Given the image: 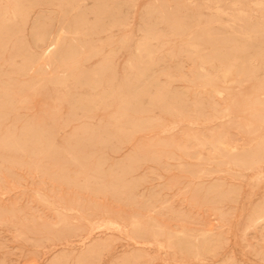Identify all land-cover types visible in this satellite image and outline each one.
I'll list each match as a JSON object with an SVG mask.
<instances>
[{"label": "rangeland", "instance_id": "obj_1", "mask_svg": "<svg viewBox=\"0 0 264 264\" xmlns=\"http://www.w3.org/2000/svg\"><path fill=\"white\" fill-rule=\"evenodd\" d=\"M183 1H185L182 3L183 5H178ZM203 1L127 0L126 2V0H108L107 2H101L100 0H82L81 8L76 9L67 6L62 8L59 6L58 0H52L51 3H42L40 1L39 4L35 6L23 31L25 40L29 46L28 48L37 54V56L44 55L54 48L53 46L57 40L61 38L65 32L70 33L71 31L70 34L72 38L79 41L84 52L79 59L75 60L78 61L77 63L81 61L80 66L85 70L83 71L85 72L84 74L88 75L83 76L82 82L86 80L87 82L100 81V83L98 82L99 86L97 88H91L85 85L87 82L82 85L81 83L73 85L70 82V86L68 87L70 91H68L65 89V86H57L52 82L46 83L45 78L42 80L40 79L41 81L39 80L38 82L35 81L37 82L36 84H34L35 82H31L32 84L30 87L21 89L19 93L15 95L16 97L11 95L12 92L7 85H3L4 89L2 88L0 90V96L3 95L2 98L6 95V98L13 99L14 102L12 105L13 108H10L4 123L1 125V131L3 130L2 127H5L4 130L13 132L17 130L23 122H29L34 126L37 132L42 131L46 138L48 137L51 139L54 147L59 150L57 153H34L26 149L27 152L24 150L10 153L6 150L1 151L0 149V264H55L57 257L62 254L63 251L69 250L71 246L79 248L84 242L78 237L88 233L89 225H87V221H83L84 218L87 220L88 218L96 217L95 220H100L101 217L110 219L117 218L120 215V219L123 217V219L128 221L131 220L133 216L138 214L144 215L146 213L147 216L154 217L159 224L162 223L160 226L164 234L161 238L165 243H169V247L165 243V245L162 244L165 247L159 244L158 251V246H156L158 244H155L153 241H149L150 244L146 243L145 246H142L141 244H144L143 240L136 237V235L131 232V226H127L128 229H126L127 231L129 230L128 232L126 229L121 230L111 227V229L108 228L93 233L94 236L104 238L106 242H109H104L105 245L103 244V247H101L99 256L93 261L89 259H77L81 261L78 263L135 264L132 262V255L138 252L139 249H143L144 256L139 259L137 264H223L224 261L228 260L233 261L234 264H264V228H251L245 230L250 213L264 197V176L257 180L256 174L251 171H244L240 174H236L233 170L228 169L221 172H214V169L224 170L226 167L220 166L219 162L213 159L209 160L206 158V156L212 155L209 142L210 133L213 130L218 131L226 128L230 133L229 138L240 139L241 142L239 141V144L244 143L247 139L250 140V136L248 137L244 133L238 134L239 130L236 125L238 119L234 118V112H237V115L242 119L247 117L246 111L248 108L243 104L240 105L238 109L235 108L226 115L214 114V108L211 106V97L223 101L222 97H219V95L224 92L222 90L223 84L213 83L214 85L210 84L207 86L200 85L197 82L195 84V82L190 80L195 77L196 73L194 72H197L198 68L196 67L198 66V61L195 60L194 57L191 58V61L189 55L186 56L187 58L185 59L183 56L187 54L186 52H183V56H169L171 51L180 50L181 41L188 38L191 29H193L197 23H200L202 30H209L212 34L228 35V32H233L236 36V34L242 33L245 37L244 42L246 46H248L243 52L258 54L261 52L260 50L263 49L262 52L258 54L259 59H262L261 56L264 55V33L261 31H254L244 23L233 24L227 17L222 15L218 16V19L220 18L218 22L212 23L213 25L207 24V22L211 20V16L215 17L216 12L215 10L209 11L200 7ZM220 1H222V4H226L231 0ZM242 2L245 3L247 0H242ZM94 5L95 7L93 8ZM150 6H161L163 9L167 8L170 13H174L173 16L179 15V18L185 16L183 21L187 22L183 24L181 29L172 28L174 32H171L170 27L160 21L159 13H157V11H152ZM90 8L94 10L92 9V11ZM63 11L66 13L65 16L63 15ZM78 12H81V17L73 18L72 15ZM121 17L123 20H121ZM201 17L204 18L202 19ZM102 18L103 21H99ZM95 19L97 20L95 21ZM228 21L230 23H228ZM152 22H155L154 26H152ZM188 22H190L192 26H189ZM204 23L205 25H203ZM155 24L157 25L155 26ZM148 26L152 28L150 29ZM223 29H225V33L222 32ZM263 29L264 27L259 26V30ZM43 30L46 31L45 38L38 41L37 38ZM153 30L155 31L152 32ZM92 31L93 35L91 33ZM98 31L101 34H99ZM88 34L90 36H88ZM162 34L170 38L169 42L164 43L160 39L158 40L157 35ZM90 37L91 39H89ZM125 38L126 42L121 43V40ZM142 38H146L153 49V63L150 71L140 78H136L134 72L130 69V64L135 62V59H138L136 45L142 42ZM107 39L111 40L107 41ZM112 41L116 43L112 44ZM90 44L94 46L91 47ZM126 44L127 46H125ZM86 45H89L88 48ZM229 45H233V42H231V44H225L226 49L229 47V49L226 50L227 52H230ZM97 46H99V48ZM206 46L211 47L210 44ZM181 49L185 51L186 47ZM187 49L189 50V48ZM106 53H109L107 56L108 58L106 57ZM114 54L117 56H114ZM104 59L106 61L110 59L111 63L109 61V64L111 67L113 65L112 70H103L104 72L95 73V70L103 64H106ZM193 60H195V62ZM71 61L73 60L65 61L64 65L70 64ZM179 61L181 62L179 63ZM164 63L167 64L165 65ZM194 63H196L195 66ZM93 64L98 65L94 66ZM137 64L139 65V63ZM115 65L116 67H114ZM96 66L98 68H96ZM180 66L183 68L180 69ZM57 68L54 65L51 66L45 74V77H49L50 74H56L57 71L60 72L63 70L59 67ZM189 69L192 72L189 73ZM94 74L96 75L93 76ZM25 77L29 78L28 76H21V79ZM102 78H104V81H102ZM3 79L7 80V77L3 76ZM136 79L139 81H146L142 86L143 90L146 91L142 92L143 95L140 96L138 100L140 103H136V108L134 110H128L126 108V110L129 111H125L127 113L126 115H123L121 113L122 108L118 107V98L116 99L117 101L114 102L116 105L114 103L96 105L90 107L91 109L85 110L86 113L72 105V103H74L72 100L76 98L79 99L81 96L85 97L84 100H89L92 95L98 94L99 96L95 98V100L98 101L101 95L103 96L106 94L104 96L106 97L112 94V91L108 88L110 84L117 86L122 84L125 80H131L137 85ZM258 82L262 83L260 78H253L247 83L238 85L239 88L236 91H232V93L242 91L243 95H245L246 92L249 94V90L253 86L256 84L259 85ZM40 85H42V87ZM132 86L133 85L129 86L130 89H128V87L122 88L120 90L121 97L122 92L130 94V92L133 91L134 94L138 93L139 89ZM164 86L172 92L182 94L183 99L187 100L181 108V110L185 112L195 111L196 109L191 102L193 99L198 100L201 105L199 104L197 110L201 112L202 115L194 119L197 123L194 120L191 122H184L182 120L175 123L171 117L169 120H162L165 116L163 110L158 106H152L149 100L160 89L163 95H171L169 93L166 94V90H162ZM69 94L72 97L69 96ZM27 95L28 97L31 95V97L28 98L26 97ZM201 99L202 102H200ZM69 100L70 102H68L66 106V101ZM167 100L169 99L167 98ZM107 101L112 100L103 99L102 102ZM222 104L218 106L215 105L217 110L224 109V105ZM93 108L95 109L93 110ZM118 108L121 110H118ZM243 108L245 111H242L244 110ZM52 114H54V116ZM55 114H58V116ZM89 114L91 115L89 116ZM212 115H216L217 117H211ZM228 115L232 116L229 117ZM176 116H179V113ZM56 117L57 119L55 120ZM70 117L71 119H69ZM129 117L132 119L126 120ZM49 118L57 122L52 123ZM145 118L149 120L146 121ZM233 118L234 120H232ZM82 119H85V121ZM64 120H69L70 122L67 121L65 124ZM59 121L60 123L58 124ZM63 122L65 124L64 126ZM156 122L159 123L157 124ZM181 123H184L182 129L180 127L182 126ZM52 124L53 126L56 124L58 126L53 127ZM176 124L179 127H177ZM195 124L198 125L196 126ZM190 125L193 128H190ZM200 127L202 129H199ZM232 128H235L234 132ZM186 129H188V131H186ZM203 132L206 135L202 134ZM88 135L92 136L89 137ZM241 135L243 136L241 137ZM144 137L146 138L144 139ZM141 150L144 151V154ZM27 153L29 154L27 155ZM181 155H183L184 159ZM65 159L68 161L66 164H64ZM96 162H99L100 165L94 168L92 165ZM178 164H180V166ZM84 165L86 167H84ZM203 169L208 170L211 174L206 175L207 177L203 176L204 178L197 179L196 175ZM72 176H75L78 182L73 183L71 180ZM180 176L182 179L178 178ZM167 180L170 181L168 182ZM222 180H224L226 184L219 189L213 190V185L220 183ZM228 185L234 186L237 191L235 193V198L232 200L229 195H223L228 189ZM209 186L212 189H208ZM35 189L53 198L54 204L52 206L56 205L59 209L50 207L51 205L45 204L43 201L42 203L39 198L36 199L35 197L37 196L33 193ZM192 193L193 195H191ZM197 193H199V196ZM218 193H222V197H220ZM54 196H57V198ZM61 198H64L67 204L65 202L64 204ZM60 200H62V202ZM68 203L69 206L75 209L68 210L64 209V206H61V204L68 205ZM217 207L220 209L216 210ZM94 211H96V213ZM119 211H122V213ZM115 212L119 213L116 214ZM125 215L127 216L124 217ZM128 216L129 218H127ZM81 217L82 220L79 219ZM49 223L51 225L50 227ZM46 229L49 230L50 234H48V230ZM68 229L69 231L72 230L70 231L71 233H69ZM180 229L195 235L205 231H214L220 237L219 246L214 250L213 254L201 252L199 257H195L180 248L178 250L170 242L176 240V233L180 232ZM64 230L68 232L66 233ZM50 231L55 235H51L52 233ZM64 232L67 234L66 236ZM101 233H104V235H101ZM169 233H171V237ZM128 235H131L129 241L127 239L129 238ZM167 237H170V242H167ZM75 238L77 239L74 240ZM77 260L74 257H70L69 259L61 260L60 264H78L75 263Z\"/></svg>", "mask_w": 264, "mask_h": 264}, {"label": "bare ground", "instance_id": "obj_2", "mask_svg": "<svg viewBox=\"0 0 264 264\" xmlns=\"http://www.w3.org/2000/svg\"><path fill=\"white\" fill-rule=\"evenodd\" d=\"M40 1L42 3H51L52 2V0H0V90L3 88V85H7L9 87V89L11 90V92H12L11 95H13V96L17 95L21 89H23L25 87L29 88L30 85L32 84L31 82H35V81L38 82L40 79L42 80V79H45V78H46V81L45 80L44 81L46 83L52 82V83H55L57 86L58 85L63 86V87L65 86V89H67V90H68V87L70 86V82L73 85H77L78 83H81V85H82L83 83L87 82L86 80L82 82L83 76H88V75L84 74L85 72H83V71H85V70L83 68H81V66H80L81 61H80V63H77L78 61H75L76 59H79L81 57L82 53H84V52H83V49L80 46L79 41H77L74 38H72V35L70 34L71 31H70V33L69 32H65L61 36V38H59L57 40V42L53 46L54 48L51 49L50 52H48V53H46L44 55L37 56V54H35L34 52L31 51L30 48H28L29 46L27 45V42L25 40V36H24L23 31H24V28H25V24L27 23L30 15H31V12L35 8V6L37 4H39ZM81 1L82 0H58V3H59V6H61L62 8L67 6V7H70V8L80 9L81 8ZM100 1L101 2H107L108 0H100ZM197 1H199V0H197ZM126 2H127V0H126ZM174 2H176V1H174ZM184 2L185 1L181 2V4H178V5H183L182 3H184ZM227 3L226 4L225 3L222 4V1H220V0H204L203 2H201L200 7L204 8V9H207L209 11L210 10H215V12H216L215 17L214 16L213 17L211 16L210 17L211 20H209V21L207 20L208 21L207 24L209 23V25H210L212 23L218 22V20L220 19V18L218 19V16L219 15H222V16L227 17L233 24H236V23H242L243 24L244 23L246 26H249L252 30H254V31H261L262 33H264V29L263 30H259V26L264 27V0H247V2H245V3L242 2V0H231V1L227 2ZM188 4H187V6H188ZM103 6H104V4H103ZM94 7H95V5L93 6V8ZM150 9L152 11H157V13H159L160 21L163 22V23H165L167 26H169L171 32H174L172 28L181 29V27L183 26V24H186V22H187V21H183V18H185V16H181L180 18H179V15L178 16H173L174 13H170L167 8L163 9V8H161V6H150ZM181 9H183V8H181ZM178 13H179V11H178ZM63 15L64 16L66 15L65 11H63ZM82 16H84V15H82ZM72 17L73 18L81 17V12H78V13L73 14ZM93 20H92V23H93ZM96 20L97 19H95V21ZM121 20H123L122 17H121ZM99 21H103V18L101 20H99ZM124 21H126V20H124ZM90 22H91V20H90ZM154 23L152 24V26H154ZM188 23H189V26H190L191 23L190 22H188ZM228 23H230V22L228 21ZM120 25H122V24H120ZM156 25L157 24H155V26ZM203 25H205V23ZM101 27H103V26H101ZM149 28L151 29L152 27H149ZM225 29H223L222 32L225 33ZM237 30H238V28H237ZM154 31L155 30H153L152 32H154ZM212 31H213V29H212ZM91 33L93 35V31ZM98 33H99V31H98ZM179 33H180V31H179ZM228 33H229L228 35H224V34L223 35H220V34H212V33L209 32V30L208 31L202 30L201 27H200V23H197V24H195V27H193V29H191L188 38L186 40L181 41V43H180V50H177V51L174 50L175 52L174 51H171V53L169 51V53H170L169 56H172V57L173 56H176L177 57V56L182 55L183 52H186L187 54H185V56L182 55L185 59L187 58L186 56L189 55V57H190L189 59H191V58L194 57V59L198 61V66L196 68H198L200 70L197 69V72H194V73H196L194 79L191 78L192 80H190L192 82H195V84H196V82L198 84H200V85L202 84V85H206V86L207 85H210V84H213V83L223 84V87L222 86L221 87H222V90L224 92H222L221 95H219L220 98L222 97V100L223 101H220L219 99H216L215 97H211L212 98V102H211L212 105L211 106L214 108V112H215L214 114L217 113V114H221V115L222 114L226 115L230 111H233L235 108L238 109V107H240V105H243V104L245 105V107L248 108L247 111H246L247 112V115H248L247 117H244V119H242L239 115H237V112H234V118L238 119L237 120L238 122L236 121L237 122L236 125H237V128L239 130V131L237 130L238 131V134L240 135L241 133H244L248 137L250 136V140L247 139V140H245L244 143L239 144L241 142L240 139H238V138H236V139H230L229 138V134L230 133L228 132V130L226 128H223L222 130H218L216 128L218 131H214L213 130L210 133V142H209V144L211 146L212 155L206 156V158L209 159V160L213 159L216 162H219L220 166L226 167L224 170L223 169H214V172H221V171H225L226 169H228V170H233L236 174H240V173H242L244 171H251V172H253V173L256 174V179L258 180V179H260V178H262L264 176V55L261 56L262 59H259V55H258V54H260L262 52L263 49L260 50L261 52L258 53V54L257 53H253V54L244 53L243 52L244 49L246 47H248V46H246V44L244 42L245 41V37L242 35V33H238V34H236V36L234 35L233 32H228ZM45 34H46V31L43 30L40 33V35L38 36L37 40L38 41L43 40L45 38ZM89 34H88V36H90ZM99 34H101V33H99ZM123 35H125V34H123ZM129 36H130V34H129ZM131 36H132V34H131ZM108 38H111V37H108ZM157 38H158V40L160 39L164 43L169 42V40H170V38H167V36H165L164 34L157 35ZM89 39H91V37ZM108 40L109 39H107V41ZM117 41H118V39H117ZM131 41H129V42H131ZM112 42H113L112 44L116 43L115 41H112ZM125 42H126V38L123 39V40H121V43H125ZM231 42H233V45H231V46L229 45L230 46V52H227L226 50H228L229 47H228V49H226L225 44L226 43L231 44ZM118 44H119V42H118ZM208 44H210L211 47H207L206 45H208ZM90 45H91V47L94 46L92 44H90ZM88 46H87V48H88ZM125 46H127V44ZM97 47L99 48V46H97ZM183 47H186L185 51H183L181 49ZM187 48H189V50ZM124 49H125V47H124ZM94 50H95V48H94ZM136 50L138 51V54H137L138 55L137 56L138 59H135V62H132L130 64V69L134 72L136 78H140L145 73H147L148 71L151 70V65L153 63V59H152L153 49H152L151 45L149 44L148 40L146 38H142V42L137 43ZM108 54L106 55V57L108 56ZM114 56H117V55L114 54ZM111 57H112V54H111ZM70 60H73L74 62L71 61L70 64L64 65L65 61H70ZM176 60H177V58H176ZM195 60H193V61L195 62ZM104 61L106 62V64H103L99 68L96 66V68H98V69L95 70V73L104 72L103 70H105V71L106 70H109V71L112 70L113 65H112V67L110 66V64H109L110 59H108V61H106L104 59ZM191 61H192V59H191ZM100 62H102V61H100ZM100 62H99V64H100ZM169 62H170V60H169ZM180 62L181 61H179V63ZM110 63H111V61H110ZM137 63H139V65ZM182 63H185V62H182ZM55 64L56 65L58 64V65L56 66ZM186 64H188V63H186ZM53 65L56 68L59 67L60 69H63V70L60 71V72L57 71L56 74H50L49 77H45V74L47 73V71L49 70V68H51V66H53ZM95 65H98V64H95ZM195 65H196V63H194V66ZM154 66H156V65H154ZM114 67H116V65ZM182 68L180 66V69H182ZM188 71H189V73L192 72V71H190V69ZM162 72H163V70H162ZM95 75L96 74H94L93 76H95ZM3 76H6L7 77V80L3 79ZM21 76H28L29 78H26L25 77V78L21 79ZM184 78H186V77H184ZM253 78H256V79L260 78L261 81H262V83L261 82H258L259 85L256 84L255 86H253L249 90L250 91L249 94H247V92H246V94L243 95V92L242 91H239L237 93H232V91H236L239 88L238 85H242L244 83H247L248 81H250ZM102 81H104V78H102ZM135 81L138 83L137 85H135V82L134 81H131V80H129V81L125 80L122 84H119L117 86H115L113 84H110L108 86V88L112 91V94H110L109 96H106V97H104L106 94L103 95V96L101 95L100 100H98V101L95 100V98L99 96L98 94L92 95L89 100H84V98H85L84 96H81L79 99L75 97L76 98L75 99L76 101L75 100H72V101H74V103H72V105H73V107H77L78 109H80V110H82V111L85 112V110H88L90 107H93V106H96V105L99 106V105L105 104V103L106 104H112V103H114V102H116L118 100L117 101L118 107L119 108H122L121 113L123 115H126L127 113L125 111L134 110L136 108V103L140 99V96L143 95L142 92H145L146 91V90H143V87H142L146 83L145 80L139 81V80L136 79ZM187 81H188V79H187ZM37 82H35L34 84H36ZM98 82L100 83V81H98ZM98 82L91 81V82L85 83V85H87V87L90 86L91 88H97L99 86V83ZM256 82H257V80H256ZM131 85H133L132 87H134L136 89L137 88L139 89L138 90V93H135L134 94L133 91H131L130 94L125 93V92H122V97H123L122 98L121 97V93H120L121 91L120 90L122 88H124V87H128V89H130L129 86H131ZM200 85H198V86H200ZM40 86L42 87V85H40ZM163 89L166 90V94L169 93L171 95H163V93H162V91H160L161 90L160 89L149 100V102H150V104L152 106H155V107L158 106L159 108H161L163 110L165 116H164V118H162V120H169L170 117H171L175 123H177L179 121H182V120L184 122L185 121L191 122L194 119H197L199 116L202 115L201 112H199L197 110L198 109V106L200 104L198 102V100H196V99L194 100L193 99V101L191 102L192 105L194 106V108L196 110L195 111L192 110L191 112L190 111H186V112H188V113H186L185 111L181 110V108L184 106L183 104H185L187 102V100L183 99L182 94H180V93L178 94L176 92H172L166 86H164L162 88V90ZM132 90H133V88H132ZM68 91H70V90H68ZM206 91H208V90H206ZM207 94H209V93H207ZM2 96H0V149H1V151L6 150V151H8L10 153L11 152L12 153L13 152L15 153V152L24 151V150L26 151V149H28V150H30L31 152H34V153H41V152L57 153V151H59V150L56 149V147H54V144L51 141V139H49L48 137L46 138L44 136V133L42 131L37 132L36 129L34 128V126L32 124H30L29 122H23V124H21V126H19L18 129L15 130V131H13V132L4 130L5 127L4 128L2 127L3 130L1 131V125L4 123L6 115L9 113L10 108L14 104L13 99L6 98V95L3 98H2ZM62 96H63V94H62ZM67 96H66V98H67ZM69 96H71V95L69 94ZM69 96H68V98H69ZM26 97H28V95ZM29 97H31V95ZM33 97H35V96H33ZM60 98L63 99L62 97H60ZM167 98L169 100H167ZM103 99L104 100H112V101L102 102ZM25 100H28V99H25ZM133 101H135V102H133ZM68 102H70V100L69 101H66V106H67V103ZM200 102H202V99L200 100ZM139 103L140 102H138L137 104H139ZM59 104H61V103H59ZM114 104L116 105V103H114ZM209 104H210V102H209ZM221 104L224 105V109L223 110H217V107L216 106L221 105ZM18 106H17V108H18ZM14 108H15V106H14ZM119 108H118V110H121ZM126 108L128 110H126ZM94 109L95 108H93V110ZM158 110H157V112H158ZM147 111H148V108H147ZM242 111H245V109L242 110ZM52 112L54 113L55 111H52ZM178 113H179V116H176ZM231 114H233V113H231ZM21 115H23V114H21ZM52 115L54 116V114H52ZM90 115L91 114H89V116ZM56 116H58V114ZM231 116H229V117H231ZM12 117H11V119L13 120ZM82 117H84V116H82ZM82 117H80V118H82ZM92 117H90V118H92ZM211 117H217V116L216 115H212ZM234 118L232 120H234ZM49 119L52 121L51 118H49ZM56 119H57V117L55 118V120ZM69 119H71V117ZM131 119L132 118L129 117L126 120H131ZM55 120H53L52 123L53 122H57ZM82 120L85 121V119H82ZM145 120L147 121L149 119L145 118ZM67 121H69V120H66L65 121V124L67 123ZM107 121H108V119H107ZM6 122H7V120H6ZM14 122H16V121H14ZM36 122H37V120H36ZM59 123H60V121L58 122V124ZM90 123H87V124H90ZM65 124L63 122V126ZM183 124H182V126H180L181 129L184 127ZM198 124H195V125L197 126ZM203 124H204V122H203ZM208 124H210V123H208ZM179 125H180V123H179ZM52 126H53V124H52ZM55 126H58V125L56 124ZM55 126H53V127H55ZM172 126H175V125H172ZM176 126L179 127L177 124H176ZM201 127L199 129H202ZM227 127H228V125H227ZM123 128H124V126H123ZM172 128H175V127H172ZM190 128H193V127H191V125H190ZM232 129H233V132H234L235 131L234 130L235 128H232ZM177 131H178V128H177ZM186 131H188V129H186ZM120 134H121V131H120ZM199 134H200V132H199ZM202 134H205V133L203 132ZM92 135H88V136L90 137ZM124 136H123V138H124ZM175 136H176V134H175ZM242 136L243 135H241V137ZM145 138L146 137H144V139ZM141 139H143V138H141ZM115 141H116V139H115ZM201 142H202V139H201ZM197 143H200V142H197ZM205 146H204V148H205ZM99 149H101V148H99ZM106 149H107V147H106ZM81 150H82V148H81ZM137 150H138V148H137ZM143 150H141L142 153L144 152ZM152 151H153V149H152ZM10 153H9V156H10ZM28 154L29 153H27V155ZM133 154H134V152H133ZM181 156L183 157V155H181ZM65 158H66V156H65ZM157 158H159V157H157ZM183 159H184V157H183ZM147 161H148V159H147ZM179 161H178V163H179ZM66 163H68V161L65 159L64 160V164H66ZM89 164H90V162H89ZM91 164H92V162H91ZM158 164H159V162H158ZM162 164H164V163H162ZM99 165H100V163L99 162H96L92 166H94V168H95V167H97ZM118 165H116V166H118ZM136 165H138V164H136ZM178 165L180 166V164H178ZM84 167H86V166L84 165ZM164 167H166V166H164ZM190 167H192V166H190ZM33 168H34V166H33ZM90 169H91V167H90ZM88 170H89V168H88ZM185 171H187V170H185ZM62 172H63V170H62ZM71 172H72V170H71ZM63 173L65 174V172H63ZM209 174H211V172H209L206 169H203V170H200V172L196 175V177H197V179L204 178L203 176H206V175H209ZM82 176H84V175H82ZM178 178L180 179L181 176L178 177ZM71 180L73 181V183L78 182V179L75 176H72L71 177ZM174 180H175V178H174ZM167 181L169 182L170 180H167ZM42 182H43V180H42ZM182 182H184V181H182ZM225 184H226L225 181L222 180L220 183L214 184L212 188H213V190H216V189H219V188L223 187ZM173 186H174V184H173ZM11 188H12V184H11ZM212 188L209 186L208 189H212ZM236 192L237 191H236V189H235L234 186L228 185V189L226 190L225 193H223V195L224 196H228L229 195L230 196V199L232 200V199L235 198V195H236L235 193ZM33 193L36 194V196H37V197H35L36 199L39 198V200L41 202L43 201L45 204L51 205L50 207H53V208L56 207V205L55 206H52L54 204V199L53 198H50V196L46 195L42 191L35 189V192H33ZM195 194H196V192H195ZM198 194L199 193H197V195ZM221 194H219L220 197H222ZM191 195H193V193ZM191 195H190V197H191ZM196 196H194V197H196ZM55 198H57V196ZM62 200H63V203L64 202L66 203V201H64V198ZM62 200H60V201L62 202ZM194 200H195V198H194ZM218 202H220V201H218ZM62 204H61V206H64L65 207L64 209H68V210L75 209L74 207L69 206V203H68V205H62ZM56 208L59 209L58 207H56ZM82 208H84V207H82ZM218 209H220V208L217 207L216 210H218ZM73 211H75V210H73ZM94 212L96 213V211H94ZM119 212H117V213H119ZM120 213H122V211ZM146 214H144V215H141V214L136 215V214H134L136 216H133V218L131 220H128V221L126 219H123V217H122V219H120L121 216L119 214H118L120 216V217L118 216L119 218L117 217V218L107 219V217H101L100 220H95L96 217L95 218H88L87 220L84 218L83 221L84 220L87 221V223H88L87 225H89V227H88V233L85 234L84 236L81 235V237L78 236L80 238V240H82L84 242L82 243V241H81L82 245L79 248H76L75 246H71V248L69 250L63 251L62 254H60L57 257L55 264H60V261L61 260H64V259L66 260L67 258L69 259L70 257H74V258H76V260L77 259H89V260H92L93 261L96 257L99 256V251H100L101 247H103L104 242H106L104 238H101V237H98V236H94L93 233H95V231H102V230L108 229V228L111 229V227H113L114 229L115 228H119L121 230H125L127 228V226H131L132 227L131 232H133L136 235V237H139V238H141L143 240V243L144 244H141L142 246L143 245L145 246L146 243H149L150 244V242L153 241V242H155V244H158L156 246H158L157 247L158 248L157 250L159 251V244L162 245V244L165 243L162 240V238H161V236H163V234H164L163 233V230H162V228L160 226V224H162V223L159 224L154 217L147 216ZM80 215H78V216H80ZM126 216L127 215H125L124 217H126ZM82 217L79 218V219L82 220ZM127 218H129V216ZM144 219H145V221H144ZM50 226L51 225L49 223V227ZM251 228H253V229H256V228L263 229L264 228V197L261 199L260 203L257 206L254 207L253 211L249 215L248 223L245 226V230L251 229ZM127 229H126V231H127ZM46 230H48V229H46ZM68 231H69V229H68ZM68 231H65V232L67 233ZM70 231H72V230H70ZM70 231H69V233H71ZM118 232H119V230H118ZM125 232H123V233H125ZM66 233H65V236L67 235ZM48 234H50L49 233V230H48ZM53 234L54 233H52L51 235H53ZM61 234H62V232H61ZM102 234L104 235V233H101V235ZM125 234H124V236H125ZM170 235H171V233H169V236ZM176 235H177L176 240H174L173 242H170L169 241V239L171 237L170 236V237H167L166 238L167 242L169 241L178 250L180 248L181 250H184L185 252H188V253L194 255L195 257H199L201 255V252H207L208 254H213L214 253V250L219 246L218 244L220 242L219 235L216 234L214 231H205V232H201L198 235H195V234H190V233H187V232L181 230L180 232L176 233ZM128 236H129V238H127V239L129 241L131 235H128ZM125 238H126V236H125ZM76 239L77 238H75L74 240H76ZM131 240H132V238H131ZM70 244L72 245L71 242H70ZM165 244H167L168 247H169V243H165ZM164 245H162V246L165 247ZM143 256H144L143 249H139L138 252H136L134 255H132V260H133L132 262L135 263V264H137L138 261H139V259H141ZM102 258H104V257H102ZM67 261H69V260H67ZM79 261L80 260H77L75 263H78ZM51 263H53V262H51ZM223 264H234V263H233V261H229L228 260V261H224Z\"/></svg>", "mask_w": 264, "mask_h": 264}]
</instances>
